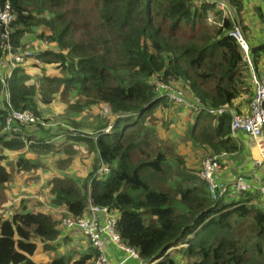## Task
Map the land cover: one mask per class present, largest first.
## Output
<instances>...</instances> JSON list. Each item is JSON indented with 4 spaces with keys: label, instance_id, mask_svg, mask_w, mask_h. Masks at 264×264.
Wrapping results in <instances>:
<instances>
[{
    "label": "trees",
    "instance_id": "16d2710c",
    "mask_svg": "<svg viewBox=\"0 0 264 264\" xmlns=\"http://www.w3.org/2000/svg\"><path fill=\"white\" fill-rule=\"evenodd\" d=\"M218 1L225 3L224 10ZM5 2L14 14L12 49L35 38L55 43L56 50L41 51L38 57L43 64L54 65L59 75H43L39 89L24 67L16 66L9 74L0 66L1 120L6 113L1 107L3 84L18 112L40 115L37 94L49 103L55 93L76 91L85 97V107L104 103L114 117L96 126L94 136L70 132L65 124L45 119L47 126L27 132V139L35 140L27 148L19 135L3 131L0 123V151L17 152L14 167L19 181L31 183L36 178L35 169L44 164L34 151L54 149L57 130L65 132L72 146L65 144L63 150L75 152L72 147L87 145L93 160L84 177L54 174L44 183L51 205L73 216L83 214L89 200L115 210L117 233L146 264L156 260L153 264H264V200L259 193L243 192L228 203L222 200L226 195L212 199L198 169L168 136L171 125L186 112L184 134L200 152L199 160L222 152L234 154L238 147L231 137L230 116L184 105L174 108L157 98L155 87L156 81L179 86L186 98L198 99L207 108L249 98L253 88L249 65L228 33L240 28L257 77L264 70V43L250 42L248 27L235 18L244 7L242 0H0V7ZM3 54L0 49V59ZM157 108L163 110L158 115ZM159 127L164 136L158 134ZM100 165L108 172L97 176ZM10 176L0 164V210L9 205L6 216H0V264H37L32 257L38 244L53 258L47 264H93L97 253L91 245L76 259L70 253L54 255L63 213L54 218L31 210L20 196L9 198L5 188ZM39 202L32 204L40 207Z\"/></svg>",
    "mask_w": 264,
    "mask_h": 264
},
{
    "label": "built area",
    "instance_id": "2783aa9c",
    "mask_svg": "<svg viewBox=\"0 0 264 264\" xmlns=\"http://www.w3.org/2000/svg\"><path fill=\"white\" fill-rule=\"evenodd\" d=\"M218 7L221 10L225 9L224 2L218 1ZM14 14L11 12L10 4L5 2L0 7V25L2 32L0 34V49L2 50L3 58L0 59V66L5 67L9 74L16 66H23L33 56L32 51L28 49H17L14 51L11 46L10 34L12 32L11 25L13 23ZM228 35L234 38L242 48L250 70L252 71L253 92L247 105V109L240 111L234 105H224L218 108H207L200 105L198 99L186 98L185 92L176 85L156 82V90L165 96L168 101L173 104L184 105L186 108L194 111H205L210 115L228 114L230 116V130L232 133L243 132L250 138L255 139V144L260 150V157L264 160V70L260 77H257L253 72L249 48L245 37L239 27H235L229 31ZM8 74V75H9ZM3 94L5 104H2V109L6 110L3 124V131L21 132V126H35L36 124L45 125L40 121L35 114L30 110L15 111L10 108L9 91L7 85L3 84ZM21 138H24L21 135ZM260 164V162H257ZM221 168L220 155H211L200 161L197 175L205 182L207 191L212 199H217L229 192L241 194L243 192L257 191L260 197L264 200V176L251 182L242 176H237L229 182H225L218 178V171ZM108 172V168L100 165L96 171L97 176H102ZM118 214L115 210L108 207L95 206L90 200L86 211L77 216L65 214L61 219L60 226L63 231H78L89 245L96 251L95 264H121L123 261L114 263L109 260L106 245L107 243L117 246L126 258L136 259L141 262L137 252L126 245L116 231ZM264 258V245L262 247Z\"/></svg>",
    "mask_w": 264,
    "mask_h": 264
},
{
    "label": "rangeland",
    "instance_id": "374dc122",
    "mask_svg": "<svg viewBox=\"0 0 264 264\" xmlns=\"http://www.w3.org/2000/svg\"><path fill=\"white\" fill-rule=\"evenodd\" d=\"M242 1L246 5L247 4L246 2L248 0H245L246 2L244 0ZM242 14L243 13L240 12V16L235 17V18L236 19L241 18ZM250 19L252 20V18ZM250 26L252 27V29L250 30L252 31L250 32V35H252L253 36L252 38L254 39V37L257 34L255 33V31L256 32L259 31V28L254 26L252 21L250 22ZM39 32H40V29H39ZM252 38L250 36H247V39L250 42L253 41ZM37 41L38 40L35 38L34 42L30 44L32 47H34L33 51L35 49L36 50H35V54L33 58L29 59L28 61L29 63H32V65L26 66V69H30L33 66H36L38 68V69L34 68L33 73L29 75L31 78V82L37 85L40 89L41 79L43 75H54V74L59 75V73L56 70L54 65H45L41 62V60L39 61L35 58V55L41 50L45 49L46 44H47V42L42 38L40 39V41L38 42ZM56 49L57 48L48 46V50L52 51ZM251 64H252V61H251ZM43 67H46L47 69ZM252 68H253V64H252ZM253 72H254V69H253ZM249 73H248V76L252 74V71L250 70V66H249ZM248 84H250L249 80H248ZM84 99L85 97L83 95L82 96L78 95L76 91L69 92V93H61V94L55 93L51 96V101L49 103H45L41 101L39 94H37L35 96V100H36V104H37L40 115H35V116L40 121H44L45 119H48L47 122H50V123H56V122L63 123L66 125L64 126V128H67L68 131L75 130V132H79L80 134H83V135L94 136L96 133L95 131L96 126H98L101 122H104V121L111 122L114 117L112 116L111 109L108 105L104 103L103 104L98 103V104L92 105L91 107L90 106L85 107ZM242 99L246 100L248 99V97H243ZM161 111L163 110L157 108L155 112L158 115L161 113ZM165 117H167V115H165ZM161 124L162 123H157L158 126H160ZM23 128H24L23 129L24 133L28 132L27 130L36 131L38 129V128L26 127V126H23ZM106 130H108V127L106 128ZM180 132L182 134H179V135L183 137V140L188 141V138L184 134V131L181 130ZM57 133H60V135H59V138L56 139L54 142V145L56 144L54 149L53 147H51L47 153H40V154L34 151L35 154L34 153L33 154L44 164V166L43 167L38 166V168L35 169L36 178L32 180L31 183H27L23 179H20L19 181L18 179L19 176H17V174L15 173L14 163L17 158V157L15 158L16 152H10L5 149L0 151V154L4 158V159H0V164L6 165L7 170L11 174L10 176L11 181L7 183L8 188L7 187L5 188V192L7 196H11L9 198H12L13 196L15 197L21 196V198L28 203V205L26 206H28V208H30L31 210H39L41 212L46 211L44 208H41L35 204H32L34 199H36V196L33 193L38 188L36 187L38 184L40 183L44 184V182H48V179L53 177L54 174L56 176L66 174L68 176H71L70 178H75L76 176L84 177L86 173V169L90 167V164H91L90 160L91 159L93 160L87 145H77L78 148L72 147V149H74L75 152L74 151H69V152L64 151L63 147L65 146V144H70L71 146L72 144L70 143V141L65 140L64 138L65 132H60L59 130H57ZM158 134L160 136H164L165 134L164 128L159 127ZM33 135L39 137L38 134H33ZM28 136H29V133H25V138H27ZM168 136L171 139L175 138V135H172L170 132L168 133ZM33 141L35 140L33 139L30 141L26 140V144L29 145ZM58 144H61V145L58 146ZM190 148L193 150L192 145L191 146L189 145V147H186V153L188 156L190 154ZM81 150H83V153H81ZM61 158L63 159L60 164L59 160H61ZM69 168H73V172H70ZM16 185H18L21 189L14 188V186ZM249 192H255V190L249 191ZM225 195L226 197L222 196L223 197L222 200H226L227 203L230 202V198L232 197L238 198V195L232 192H229ZM253 203L254 205H257L256 200H253ZM17 207L18 205L15 204V208ZM8 210H9V205H6L3 211L0 210V216L2 217L6 216L4 214L5 213L7 214ZM14 212L15 210L9 213H14ZM56 215L57 217L58 215L61 216L60 214H56ZM64 233H65V238H68L71 240H77V242L79 243L81 242L80 241L81 239H79V237L77 236L76 231H69V232L64 231Z\"/></svg>",
    "mask_w": 264,
    "mask_h": 264
},
{
    "label": "crops",
    "instance_id": "0c3cea01",
    "mask_svg": "<svg viewBox=\"0 0 264 264\" xmlns=\"http://www.w3.org/2000/svg\"><path fill=\"white\" fill-rule=\"evenodd\" d=\"M246 3H247L246 5L243 3L244 7L241 11V13L243 14L239 19H242L243 23L248 27L247 32L249 33V35L247 36H250L251 38L253 36L250 35V32H252L250 31L252 29V27L250 26V22L252 21L254 26L259 28V31L257 32L255 31V33L257 34L254 37V39L252 38L253 42L255 44H259L261 42L264 43V0H248ZM250 18H252V20ZM25 46L29 47L28 44H26ZM49 46L55 48L53 43H51ZM34 68L37 67L33 66L30 69H25V70L27 71L28 74H31L33 73ZM263 68H264V60H263ZM252 92H253V88H252ZM250 97L246 100L245 99L243 100L242 99L243 97L235 100L233 104L234 107L240 111L246 110ZM187 115L188 114L186 112H184L183 115H180L177 118L179 119V121L176 124L171 125L172 129L170 130L172 135L178 134L177 138L173 139L177 141L176 150L184 154V156H186L187 159L190 161L189 164H191V166L194 168L196 167L197 169L199 166L198 164H200L199 161H201L199 160L198 157V155H200V152L197 149L195 152V149L193 147L194 151L190 148V154L188 156L186 153V147H189V145L191 146V144L188 141H184L183 137L179 135L182 134L180 131L181 130L184 131L186 128V124H188L185 123ZM230 133L238 149L237 152L234 154H225L223 152L219 154L221 157V168L218 171V178L225 182H229L230 180L234 179L237 176H242L246 179L251 180L252 182L254 180H257L261 176H264V160H262L260 157V150L255 144V139L250 138L243 132L232 133L230 130ZM170 140L172 141V139ZM257 162H260V164ZM63 175L64 174L60 176ZM36 187L38 188L33 194L35 196H40L44 201L48 203L51 198L50 189L47 188V186H44L43 183L38 184ZM40 207H43V205L41 204ZM48 214L54 218L57 217L56 213L52 212L51 210L48 212ZM76 233L79 239H81L80 243L77 242V240H71L65 238V233L63 230H61L60 237L54 241V247H55V252L53 251L54 255L65 256L68 253H70L74 255L75 256L74 259H76L79 253L86 252V250L89 247L88 242L81 237L78 231H76ZM106 251L109 260H111L114 263L123 261L121 264H146L145 262L143 261L139 262L136 259H132V258L127 259L125 254L122 253V251L114 244L107 243ZM36 254H35L36 256H33L32 258L37 264H47L53 259L47 253H45V251L43 250V246L41 244H38V250Z\"/></svg>",
    "mask_w": 264,
    "mask_h": 264
},
{
    "label": "clouds",
    "instance_id": "9594fccd",
    "mask_svg": "<svg viewBox=\"0 0 264 264\" xmlns=\"http://www.w3.org/2000/svg\"><path fill=\"white\" fill-rule=\"evenodd\" d=\"M225 4V3H224ZM46 32H47V30H46ZM37 39V38H36ZM38 41H40V39H37ZM46 42H47V44H46V47H45V49H43V50H41V51H45V50H48V46L51 44V43H53V42H49L48 40H46V39H44ZM37 41V42H38ZM247 42V41H246ZM54 44V46H55V48H56V45H55V43H53ZM23 49H28V50H30V51H32V53H33V56H34V54H35V50L33 51V49H34V47H32L30 44H29V47H27V46H25V47H23ZM40 51V52H41ZM40 52H38L36 55H35V58L37 59V60H39V57H38V55H39V53ZM250 55V54H249ZM33 56L31 57V58H33ZM30 58V59H31ZM29 61V60H28ZM27 61V63L25 64V65H23V66H20V67H24L25 69H26V66H29V65H32V63H29ZM40 61V60H39ZM43 68H45V69H47L46 67H43ZM157 82V81H156ZM155 82V83H156ZM157 98H163V99H165V100H167L168 101V99L165 97V96H163L162 94H160V92L157 90ZM9 101H10V93H9ZM170 104H173L172 102H170V101H168ZM5 104V103H4ZM174 106H178L177 104H173ZM8 109H12V106H11V104H10V108H8ZM7 113V112H6ZM5 113V114H6ZM44 122V121H43ZM44 124L45 125H40V124H36L35 126H26V127H34V128H38L37 126H43V127H45V126H47L48 124H46V122H44ZM24 126V125H23ZM23 126H21V132L20 133H17V132H15L14 134H16V135H19V139L20 140H22V141H24L25 142V148H27V147H29L30 145H31V143L29 144V145H27L26 144V140H28L27 138H25V133H27V132H23ZM30 130H28V132H29ZM21 135H23L24 136V138H21ZM16 155H17V152H16V154H15V158H16ZM238 195V194H237ZM21 197V196H20ZM34 200H39L40 201V203L43 205V207H41V208H44L46 211V213H48L50 210L52 211V212H55L56 214H61V213H63V215H65L66 213H65V211H62V210H60V209H58L56 206H53V205H51L50 203H47L46 201H44L40 196H36V199H34ZM60 224H61V221H60ZM61 227V226H60ZM61 230H63V228L61 227ZM96 259V258H95ZM158 260H156V261H154V262H152V263H149V264H153V263H156ZM118 263V262H117ZM93 264H95V261H94V263Z\"/></svg>",
    "mask_w": 264,
    "mask_h": 264
}]
</instances>
